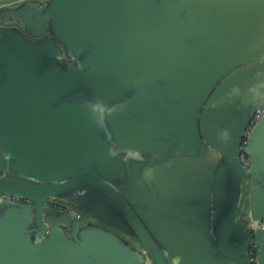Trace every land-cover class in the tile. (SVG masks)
Wrapping results in <instances>:
<instances>
[{"label":"water","instance_id":"water-1","mask_svg":"<svg viewBox=\"0 0 264 264\" xmlns=\"http://www.w3.org/2000/svg\"><path fill=\"white\" fill-rule=\"evenodd\" d=\"M247 50H264L251 0H0V264H134L103 223L140 240L136 264H176L157 187L133 194L136 166L181 146L214 153L211 253L252 264L256 245L264 264V54Z\"/></svg>","mask_w":264,"mask_h":264},{"label":"crops","instance_id":"crops-1","mask_svg":"<svg viewBox=\"0 0 264 264\" xmlns=\"http://www.w3.org/2000/svg\"><path fill=\"white\" fill-rule=\"evenodd\" d=\"M251 3L254 14L259 16L264 0H251ZM256 29H259L258 25ZM244 52L264 54V50ZM210 152L200 156L198 151L188 153L185 146H181L166 150L165 153L161 150L158 157L148 154L146 157L150 161L136 166L143 189L141 192L137 190L133 198L146 204L143 193L151 195L147 190L148 181L157 187L159 240L179 255V258L170 255L176 264H224L217 254L211 253L214 240L208 233L204 234L210 227L214 201L223 199L216 182L217 168L212 163L214 153ZM143 170L145 176L142 175ZM163 215L167 219H162ZM100 228L131 252L132 263L136 264L133 255L139 250L145 260H149L147 252L135 236L128 237L108 223L101 224ZM154 240L161 250L167 251L156 238Z\"/></svg>","mask_w":264,"mask_h":264},{"label":"built area","instance_id":"built-area-1","mask_svg":"<svg viewBox=\"0 0 264 264\" xmlns=\"http://www.w3.org/2000/svg\"><path fill=\"white\" fill-rule=\"evenodd\" d=\"M259 112H257L255 118L253 120H251L249 126L247 127L246 129V132H245V138L243 140V147L245 146L246 142H247V139H248V136L251 134V131L255 125V121H256V117L258 116ZM241 162L243 164H246L248 162V155L247 153L245 152H242L241 154ZM264 227V225H263ZM249 254H250V261L252 264H255L256 262V257H257V254H258V248L256 245H252L251 248H250V251H249Z\"/></svg>","mask_w":264,"mask_h":264}]
</instances>
